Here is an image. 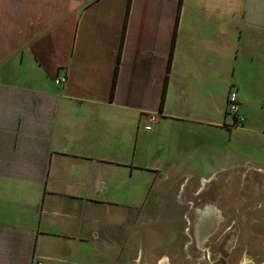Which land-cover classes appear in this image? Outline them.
<instances>
[{"label":"crops","instance_id":"0c3cea01","mask_svg":"<svg viewBox=\"0 0 264 264\" xmlns=\"http://www.w3.org/2000/svg\"><path fill=\"white\" fill-rule=\"evenodd\" d=\"M127 4L0 0V264H145L148 222L264 144V0Z\"/></svg>","mask_w":264,"mask_h":264},{"label":"rangeland","instance_id":"374dc122","mask_svg":"<svg viewBox=\"0 0 264 264\" xmlns=\"http://www.w3.org/2000/svg\"><path fill=\"white\" fill-rule=\"evenodd\" d=\"M244 136L243 142L248 133ZM242 144L235 139L231 156L233 163L248 165L247 171L233 169L224 182L220 181L228 175L225 169L204 174L207 183L217 184L208 191L195 192L193 205L187 207L190 221L169 223L167 216H162L156 227L153 221L148 222L140 260L145 264H264V172L257 168L264 166V144ZM218 177H222L220 181ZM171 205L166 204L162 213ZM179 209L182 214L185 206L179 205Z\"/></svg>","mask_w":264,"mask_h":264},{"label":"built area","instance_id":"2783aa9c","mask_svg":"<svg viewBox=\"0 0 264 264\" xmlns=\"http://www.w3.org/2000/svg\"><path fill=\"white\" fill-rule=\"evenodd\" d=\"M66 77L61 76L58 77L53 81L54 85H58L59 83H64ZM238 95L236 91L232 88L229 90L226 100V112L230 115H233L234 124L233 127H237L242 124L243 117L240 114L239 102H238ZM158 121V115L155 113H150L147 115V121L144 125V131H150L153 127V124ZM33 264H41L39 261H34Z\"/></svg>","mask_w":264,"mask_h":264},{"label":"trees","instance_id":"16d2710c","mask_svg":"<svg viewBox=\"0 0 264 264\" xmlns=\"http://www.w3.org/2000/svg\"><path fill=\"white\" fill-rule=\"evenodd\" d=\"M130 3H131V0H128L126 16H128V7H129V4H130ZM126 20H127V18H126ZM124 25H125V22H124Z\"/></svg>","mask_w":264,"mask_h":264},{"label":"flooded vegetation","instance_id":"af4514ba","mask_svg":"<svg viewBox=\"0 0 264 264\" xmlns=\"http://www.w3.org/2000/svg\"><path fill=\"white\" fill-rule=\"evenodd\" d=\"M232 224H234V222H232ZM194 233H195V231H194V229H193L191 234H194ZM205 258H206V257L202 258V260H204ZM192 264H194V263H192ZM196 264H199V262H197Z\"/></svg>","mask_w":264,"mask_h":264}]
</instances>
